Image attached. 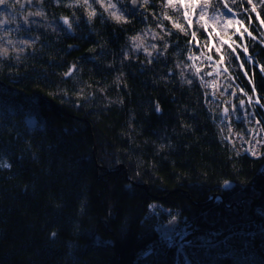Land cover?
Wrapping results in <instances>:
<instances>
[{
    "label": "trees",
    "instance_id": "obj_1",
    "mask_svg": "<svg viewBox=\"0 0 264 264\" xmlns=\"http://www.w3.org/2000/svg\"><path fill=\"white\" fill-rule=\"evenodd\" d=\"M34 1L44 15L24 33L35 42L0 57V264H264V185L249 205L259 195L253 187L264 179V157L242 152L218 122L228 107L232 123L247 133L245 111L262 124L264 111L240 93L251 95V85L227 46L235 79L216 77L223 94L213 95L185 68L198 51L187 43L190 35L168 20L172 36L157 27L162 13L185 24L161 0L147 7L138 0L135 11L131 0H120L127 23L106 12L89 21L86 8L67 7L71 0ZM232 7L245 19L239 0ZM63 16L72 18L70 30ZM193 21L202 50L206 33ZM149 27L162 54L127 52L130 38ZM250 30L258 34L256 24ZM245 39L264 64V47ZM72 65L77 70L65 77ZM252 68L264 101V78ZM30 116L34 127L26 123ZM119 163L147 189L117 171ZM233 202L243 205L241 213ZM168 219L173 232L163 235Z\"/></svg>",
    "mask_w": 264,
    "mask_h": 264
},
{
    "label": "snow or ice",
    "instance_id": "obj_2",
    "mask_svg": "<svg viewBox=\"0 0 264 264\" xmlns=\"http://www.w3.org/2000/svg\"><path fill=\"white\" fill-rule=\"evenodd\" d=\"M19 2V0H17ZM31 3V0H28ZM57 4L61 2V0H55ZM133 4H137L138 0H131ZM238 0H161V6L166 9H171L174 13H179L180 16L185 21V24H181L173 19L172 15H168L167 13H162L161 23L157 25L158 28L161 29L166 35L172 36L173 32L171 29L167 28L163 24V20H168L171 22L172 27L175 28L178 32L184 33L185 36L190 35V39L187 41L189 45H193L198 48L200 54L197 56L195 54L190 55L188 57L189 60L194 61L190 65H185L186 69H192L193 75L199 77L200 82L205 87H211L214 89L213 95H215L216 91H219V87L217 81H206L204 80V76H224L225 79L234 80L235 77L231 76V73L228 70V67L225 63V52L224 46H227L228 59L231 60L235 58L239 61L238 67L243 71V74L246 78H248V82L251 85V95L243 88H240L239 91L242 93L249 105H258L260 110H264V101L261 99V95L257 92V87L254 82L255 70H253L252 66L255 65V69H258L261 77L264 78V64L259 63V61L254 59V55L249 50V43L245 37L250 38L251 41L257 42L259 45L264 47V31H259L260 29H264V17L261 16L260 9H264V0H239L240 11L247 14L245 19L247 20V24H245V19H241L239 17V13H237L236 9L232 7V5L237 4ZM6 0H0V5H4ZM150 3V0H142V6L147 7ZM120 4V0H71L67 7H84L87 9V17L90 21L93 17L99 15H103V12H108L110 17L115 20L117 23H127L123 12L118 7ZM222 5L224 11H220L216 5ZM244 4H247L248 7H243ZM103 11L98 13L97 7ZM211 12V14H210ZM35 15L43 16V12H37ZM74 16V14H73ZM253 16L255 20H253ZM193 18H195V24L199 26V29H203L206 33V42L203 45V49H200V41L196 38V31H191L193 27ZM63 21L64 25L68 26V30L72 28V18L69 16H63L60 18ZM222 22V23H221ZM7 23L6 19H0V26ZM253 24L257 25L258 34L254 33L250 30ZM220 25L223 27L225 31L231 30V36L228 39H225L220 32L216 31V26ZM211 28V31L209 30ZM215 35L220 42V46L217 47L212 43V37ZM239 37V41L233 39L232 37ZM153 38H156V35L153 34ZM133 41V47L136 50H139L143 47V41L139 36H133L130 38ZM163 39V37H160ZM137 41H139L137 43ZM10 44L11 41H8ZM167 45H165V48ZM153 50H156L158 54L160 50L157 45H151ZM239 49V51H238ZM213 51L219 56V59H215L211 54ZM144 52L147 56L151 57L153 55L152 51H149L148 48H144ZM8 50L5 48L0 50V57H7ZM198 60H207L209 62V67H211L212 71L204 72L201 75L202 69L198 67L195 61ZM151 62V61H149ZM245 64L249 65L248 69H245ZM76 65H72L69 67L68 71H66L63 75L65 77L72 76L73 72L76 71ZM249 71H252V75L249 76ZM183 76V72L181 73ZM187 83L191 84L192 81L188 80ZM232 85L229 84L228 88H231ZM237 87H239L237 85ZM228 89L225 88L224 91ZM221 94H223L221 92ZM235 93H233L234 95ZM245 100H239V107L244 109ZM232 109L235 112L236 105H232ZM155 110L159 112L161 109L157 104L155 106ZM224 114L227 116L229 109L228 107L223 108ZM254 114V113H253ZM245 115L248 113L245 111ZM255 124L259 126V128L250 129L249 132L251 135V139L246 140L245 143L249 145L245 151L250 153L252 156L264 155V153H260L258 151L259 147H264V125L261 124V120L257 119ZM231 132V129H229ZM239 138L243 139V136L237 134ZM261 137V138H257ZM225 139H231V136L225 137ZM5 167H11V165L5 164ZM227 183V182H225ZM56 233L53 232L52 236H55Z\"/></svg>",
    "mask_w": 264,
    "mask_h": 264
},
{
    "label": "rangeland",
    "instance_id": "obj_3",
    "mask_svg": "<svg viewBox=\"0 0 264 264\" xmlns=\"http://www.w3.org/2000/svg\"><path fill=\"white\" fill-rule=\"evenodd\" d=\"M131 2V1H130ZM119 7V6H118ZM120 8V7H119ZM31 9L33 13L40 12V9L38 5H35V1L31 0V3L24 2V0H6V3L4 5H0V19H6L7 23L0 26V50L7 49L8 55H13L19 52H22L26 47L32 45L35 42V38L32 37L29 34L24 33V29H27V26H22V19L25 18V12ZM121 9V8H120ZM122 11V10H121ZM123 12V11H122ZM108 16L109 13L106 12ZM39 16V15H37ZM27 24L30 23L32 18H27ZM27 27V28H25ZM150 29L145 28V30L139 32L135 36H139L140 39L143 41V47L139 50H136L133 47V41L130 39L128 47L126 48V51H139L146 55L144 52V48H148L149 51L154 52V50L151 48V45L155 44L157 45V32L149 27ZM217 32H222V30H219V27L216 26ZM153 34L156 35V38H153ZM225 39H228L227 37H224ZM8 41H11L9 44ZM139 41H137L138 43ZM217 47H219L218 42L214 43ZM37 120L33 117H27L26 123L29 127H34L36 125ZM256 191V190H255ZM258 192V191H257ZM247 198V197H246ZM235 202H233L234 204ZM237 204V203H236ZM240 204V203H239ZM238 205V204H237ZM235 206V205H232ZM254 206V205H253ZM237 207V206H235ZM243 207V205H242ZM151 208H154V205H151ZM238 208V207H237ZM155 211V210H153ZM168 212V211H166ZM170 218V217H169ZM171 219V218H170ZM168 219V221L160 226V231L163 233V235H170L173 232V223L174 220L171 221ZM184 229V228H183ZM172 231V232H171ZM184 232V230H183ZM183 232H180V235L183 234ZM172 236L170 237V240H172Z\"/></svg>",
    "mask_w": 264,
    "mask_h": 264
},
{
    "label": "built area",
    "instance_id": "obj_4",
    "mask_svg": "<svg viewBox=\"0 0 264 264\" xmlns=\"http://www.w3.org/2000/svg\"><path fill=\"white\" fill-rule=\"evenodd\" d=\"M195 55H196V54H195ZM198 55H199V54H197V56H198ZM199 62L202 63V66H206V67L209 69V71H212V70H211V67L208 66V65H209V62H208L207 60H198V61H195V63L197 64V66H198V63H199ZM198 67H199V66H198ZM208 80H209V82L214 81L213 76H209ZM232 89H234V88H232ZM217 93L220 94V92H218V91H217ZM228 102H232V97H230V98L228 99ZM263 111H264V110H263ZM234 116H235V115H233V113H229V112H228L227 116L223 113V114H222V117L219 119L218 122H219L221 125H225V126L227 125L228 132H229V129H231V132H229V134H228V136H231V139H230V140H231L232 142H234V143H237L238 146L240 147V150H241L242 152H244V153H246V154L252 156L250 153H248L247 151H245V149H247V148L249 147V145L246 144L245 141L251 139V135H252V134H250V132H249L250 129H253V128H259V126L255 124V121H256L257 119H259V118H258L257 116H254V115H247V116L244 115L245 122H246V125H247V129H246L247 133H245V132H243V131L238 130L237 127H236V125H234V124L232 123V117H234ZM239 119H241V117H240V118H237V120H239ZM261 124H262V123H261ZM262 125H264V124H262ZM237 134L242 135V136H243V139L239 138V136H238ZM257 138L259 139V138H261V137H257ZM258 151H259L260 153H264V147H259V148H258ZM253 157H264V155H258V156H253ZM260 170H261V171L263 172V174H264V160H263V162H262V164H261V166H260Z\"/></svg>",
    "mask_w": 264,
    "mask_h": 264
},
{
    "label": "water",
    "instance_id": "obj_5",
    "mask_svg": "<svg viewBox=\"0 0 264 264\" xmlns=\"http://www.w3.org/2000/svg\"><path fill=\"white\" fill-rule=\"evenodd\" d=\"M24 2L25 3H27V0H24ZM130 6H131V8H132V10L133 11H135V10H137V7H138V2H137V4H133L132 2H130ZM36 17V15L33 13V11L31 10V9H28L26 12H25V18H23L21 21H22V26H27L28 24H27V18H35ZM94 150H95V147H94V149H93V152H94ZM120 169H123V172H124V177L130 182V183H132V184H136V185H140L141 187H143V188H145V189H147V185L145 184V183H136V182H134L131 178H129V176H128V172H127V168H126V166L123 164V163H119L118 165H117V168H116V170L118 171V170H120ZM262 185H264V179L263 178H258V179H256V181H255V184H254V190H256V191H258L259 192V195L256 197V198H254L250 203H249V205H250V207H252L260 198H261V196H262V194H263V189H262ZM213 197H215V196H213ZM220 198H221V200H222V202H224L223 201V198L221 197V196H219ZM154 198H159V197H156V196H154ZM232 205H235V206H237L238 208H240V211H239V213H241L242 212V205L241 204H236V203H232V204H230L229 206H232Z\"/></svg>",
    "mask_w": 264,
    "mask_h": 264
},
{
    "label": "clouds",
    "instance_id": "obj_6",
    "mask_svg": "<svg viewBox=\"0 0 264 264\" xmlns=\"http://www.w3.org/2000/svg\"><path fill=\"white\" fill-rule=\"evenodd\" d=\"M193 54H196V55H197V54H200V52H199V50H198V51H194L191 55H193ZM193 62H194V61L191 60V64H192ZM198 66L201 67L203 73L209 71V69H208L206 66H202V63H201V62L198 63ZM211 70H212V69H211ZM208 78H209V76H204V80L209 81ZM213 78H214L215 81H217L216 76H215V77L213 76ZM217 82H218V81H217ZM209 88H211V87H209ZM216 93H217V91H216ZM220 94H221V93H220Z\"/></svg>",
    "mask_w": 264,
    "mask_h": 264
},
{
    "label": "bare ground",
    "instance_id": "obj_7",
    "mask_svg": "<svg viewBox=\"0 0 264 264\" xmlns=\"http://www.w3.org/2000/svg\"><path fill=\"white\" fill-rule=\"evenodd\" d=\"M213 196H215V197H219L218 195H213ZM212 196V197H213ZM215 197H213V198H215ZM183 230H184V232H183ZM182 230V232H183V234L182 235H184L185 233H186V230H185V228Z\"/></svg>",
    "mask_w": 264,
    "mask_h": 264
}]
</instances>
